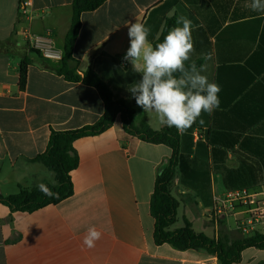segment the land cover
<instances>
[{
	"label": "crops",
	"instance_id": "obj_1",
	"mask_svg": "<svg viewBox=\"0 0 264 264\" xmlns=\"http://www.w3.org/2000/svg\"><path fill=\"white\" fill-rule=\"evenodd\" d=\"M30 2L28 15L21 16L19 0H0V173H6L9 185L4 191L0 184L4 195L16 194L20 187L55 184V175L31 160L46 150L52 130L93 124L104 112L95 88L54 73L51 69L59 68L61 60L44 58L24 35L48 33L55 49L63 53L72 0ZM251 3L106 0L81 15L73 50L79 72L92 68L115 99L138 109L136 125L145 119L156 130L166 125L159 123L155 112H143L129 91L142 77L123 60L130 46L128 22L144 24L152 46L165 19L174 13L190 19L193 30L203 27L199 46L208 54L203 55L207 70L201 74L220 86V105L180 133L182 148L210 166L214 205L205 206L196 192L182 185L178 172L172 194L179 207L171 230L184 227L188 220L197 233L241 239L245 232L239 225L246 219V207L236 203L230 215L218 216L215 205L235 190L264 189V182L228 189L223 170H238L246 180L264 181V12L253 11ZM24 59L29 65L22 91L19 77ZM74 149L79 165L71 172L72 196L33 212H14L0 203V264H218L217 257L205 250H178L154 242L150 201L158 173L172 156L170 147L129 135L118 117L102 134L76 140ZM249 165L257 167L250 170ZM92 226L102 238L88 249L82 241ZM252 231L264 234V226L255 225ZM234 264H264V249H245Z\"/></svg>",
	"mask_w": 264,
	"mask_h": 264
},
{
	"label": "trees",
	"instance_id": "obj_2",
	"mask_svg": "<svg viewBox=\"0 0 264 264\" xmlns=\"http://www.w3.org/2000/svg\"><path fill=\"white\" fill-rule=\"evenodd\" d=\"M19 1L21 5L24 2V0ZM105 1L72 0L71 26L66 34L61 66L51 69L69 82L82 83L95 88L104 103L102 116L95 123L77 129L52 130L46 150L31 160L41 163L55 175V184L48 182L43 184L58 193L56 198L45 196L37 186L33 188L20 187L16 194L4 195L0 192V203L14 212H33L50 204H57L72 196L74 187L71 172L79 165V157L74 149V142L80 138L102 134L110 129L119 117L129 135L147 143L164 144L172 149V156L167 165L158 173L150 201V212L155 220L154 242L156 245L167 243L178 250H205L208 254L217 257L218 264L239 262L242 252L250 247L264 249V234L259 232H254L238 240H231L228 236L216 239L204 233H197L188 220H185L184 227L175 230L170 229L177 221L179 207V201L172 194V185L177 173H180L181 184L196 192L203 204L210 207L214 205L212 180L210 178L211 169L207 162L199 160L197 156L191 157L189 148L188 150L182 148L181 133L175 127L164 126L156 130L145 119L140 125H136L134 116L138 109L128 106L122 99H115L110 87L92 68L79 72L78 61L73 56V50L81 29V15L84 12L98 9ZM177 19L176 13L165 19L160 35L154 41L153 47L161 43L168 32L177 26ZM202 29L203 27H196L192 30L195 51L186 65L195 61L199 67L203 63V55L208 54L199 46L203 39L199 30ZM208 39L210 40V37ZM28 65L27 59L22 60L19 77V88L22 91L25 90L27 84ZM246 165L248 166V164ZM246 165H243L242 168ZM249 166L250 170L257 167L256 165ZM223 170L225 171L224 183L228 189L258 185L264 182L257 179L246 180L240 177L238 170L226 167H223Z\"/></svg>",
	"mask_w": 264,
	"mask_h": 264
},
{
	"label": "clouds",
	"instance_id": "obj_3",
	"mask_svg": "<svg viewBox=\"0 0 264 264\" xmlns=\"http://www.w3.org/2000/svg\"><path fill=\"white\" fill-rule=\"evenodd\" d=\"M250 8L264 12V0H252ZM177 25L155 47L148 40L150 30L144 24L128 22L129 47L123 60L131 64L132 70L141 75L138 82L129 86L136 104L143 112H155L159 123L175 127L183 133L203 113L211 115L220 105V86L209 82L206 64L197 67L195 61L186 65L195 51L192 38V21L180 16ZM211 57H206L210 59ZM200 123L204 121L201 119ZM38 189L47 197L56 198L47 185ZM102 233L94 226L89 227L82 245L88 249L96 246Z\"/></svg>",
	"mask_w": 264,
	"mask_h": 264
},
{
	"label": "built area",
	"instance_id": "obj_4",
	"mask_svg": "<svg viewBox=\"0 0 264 264\" xmlns=\"http://www.w3.org/2000/svg\"><path fill=\"white\" fill-rule=\"evenodd\" d=\"M31 6L30 0H24L20 7V15H28V7ZM28 44L32 49L38 51L44 58L52 60H61L63 53L57 51L54 47L52 38L47 34L24 33ZM236 203L245 206L246 219L240 222L239 228L249 233L255 225L264 226V189L253 193L247 189L232 191L225 197H222L215 205V212L218 216H228L231 214Z\"/></svg>",
	"mask_w": 264,
	"mask_h": 264
},
{
	"label": "rangeland",
	"instance_id": "obj_5",
	"mask_svg": "<svg viewBox=\"0 0 264 264\" xmlns=\"http://www.w3.org/2000/svg\"><path fill=\"white\" fill-rule=\"evenodd\" d=\"M51 173V172H50ZM6 173H0V184H1V187L3 188V190L5 191L4 189V186H9L6 184V180H7V177L5 176ZM52 174V173H51ZM178 224H182V221L181 219L178 220ZM254 231H250L249 233H245V236H248V235H251L253 234ZM247 234V235H246Z\"/></svg>",
	"mask_w": 264,
	"mask_h": 264
}]
</instances>
